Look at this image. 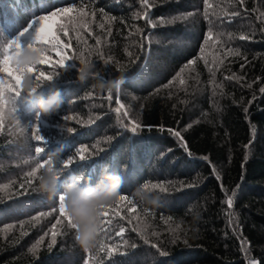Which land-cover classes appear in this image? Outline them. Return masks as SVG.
Here are the masks:
<instances>
[{
	"label": "trees",
	"instance_id": "16d2710c",
	"mask_svg": "<svg viewBox=\"0 0 264 264\" xmlns=\"http://www.w3.org/2000/svg\"><path fill=\"white\" fill-rule=\"evenodd\" d=\"M40 2L0 0V42L17 38L40 14ZM50 3L83 7L86 15L52 19V32L67 47L34 45L50 62L31 75L39 69L53 76L51 83L36 81L35 95L59 89L56 114L37 122L35 99L4 94L0 264H264V0ZM31 33L19 36L22 47ZM86 67L100 75L80 80ZM101 77L125 82L119 92L102 91ZM36 123L47 140L41 158L58 148L64 160L73 158L67 169L58 164L59 192L76 177L94 186L105 170L122 177L88 250L60 214L58 196L38 191L42 168L29 129ZM146 183L165 186L155 189L161 206L134 199Z\"/></svg>",
	"mask_w": 264,
	"mask_h": 264
},
{
	"label": "clouds",
	"instance_id": "9594fccd",
	"mask_svg": "<svg viewBox=\"0 0 264 264\" xmlns=\"http://www.w3.org/2000/svg\"><path fill=\"white\" fill-rule=\"evenodd\" d=\"M6 45L0 46L3 50ZM44 50L39 47H23L18 50L12 58V65L21 75L17 78V86L20 93L25 94L27 100L37 101V113L39 117H51L58 112L63 104V99L59 89L51 90L47 98L43 93L36 96L33 89H40L41 84L31 75L28 69L42 62ZM89 76H99L98 72H93L86 67L80 70L79 79L84 80ZM53 80L46 81L51 83ZM123 78L99 79L96 87L102 91H119L124 84ZM63 149L58 148L47 155V164L38 173L37 187L41 194L49 198L61 195L63 197V207L75 226V239L77 243L85 250L93 247L97 242L99 235L101 217L103 210L110 206L120 194L123 184L122 177L117 173L107 172L102 174L100 181L96 185L82 186L80 177H76L63 192L58 191V180L62 174V165L64 158ZM133 197L139 203L146 207L161 206V194L155 189H145L144 185L137 187Z\"/></svg>",
	"mask_w": 264,
	"mask_h": 264
},
{
	"label": "snow or ice",
	"instance_id": "6c2138e0",
	"mask_svg": "<svg viewBox=\"0 0 264 264\" xmlns=\"http://www.w3.org/2000/svg\"><path fill=\"white\" fill-rule=\"evenodd\" d=\"M88 2L90 3V0H88ZM144 2L146 3L147 0H144ZM204 3L207 5L208 0H204ZM37 11L40 14L34 16L33 19L29 22L28 27L23 32H20V34H19V36H23L25 34V32H30V31L34 32V36L32 37V42L28 45V47H35L34 45L37 43L47 44L50 41L57 48L67 47L66 44L62 43L59 35L55 32H52L51 29H49L48 32L45 33V28H44L45 22L51 21L52 19L58 18L62 15L67 16L69 14L77 13V12L80 15H86L83 7L75 8L73 6H56V5H53L52 3H50V0H49V2H45V0H41ZM237 14L238 13H232L231 15H237ZM161 19H163V18H161ZM65 35H67L66 32H65ZM19 36L15 39H11V40H8L6 42H0V46L6 45V47H3V50H2L3 55H2V58H0V72L5 73L6 76L8 78H10V81H14V86H13V84L9 81V79H6L5 77L0 76V110H2L4 103H5V100H4L5 92L12 94V96L9 97V101H13L14 97H19L21 95L19 88L17 86V78L21 74L15 70V68L13 67V65L11 63L12 58L17 54V51L23 49V47L19 43ZM240 38L246 39L247 37L241 36ZM232 51H233L232 49H228V52L231 53ZM235 55H240V53L236 52ZM66 59H67L66 56H61L60 60L58 61L60 67L66 66L65 65ZM45 62H50V61L48 60V57L43 56L41 63H45ZM67 67H69V68L74 67V65H68ZM242 67H243V65H242ZM27 71H29L30 73H33L34 67L28 69ZM36 71L38 72V75L34 76L36 81L44 82V81H50L53 79V76L51 74H45V72L43 70L37 69ZM99 75H100V73H99ZM225 78L231 79V77H225ZM101 79H103V77H101ZM249 87H251V85H249ZM37 90L38 89H33V92H36ZM259 91L261 94H264V87H261L259 89ZM117 92H119V91H117ZM13 111L14 112L17 111L14 104H13ZM39 119H40L39 116L36 115L37 122L39 121ZM68 119H69V117H67V116L64 117L65 121H67ZM137 127H138V125L134 124L132 127V131L135 132ZM2 129H3V123H2V117H0V130H2ZM29 129H31V132H32V139H34L37 142V145L35 146V153L37 154L35 159L38 161V167L44 168L47 164V161L44 160L43 158H41L40 153L43 151V147L41 145L46 144L47 140L40 134V129H39V126L37 123L33 124ZM67 132L71 133V132H73V129L71 127H68ZM173 134L177 135V136L180 135L179 132H175ZM82 151H83V149H81V152ZM79 158L81 160H83L84 156L81 155ZM72 159H73L72 157H69L67 160H64L62 163V168L63 169L69 168L70 164L72 162ZM40 161H43V162H40ZM28 175L31 176V175H33V173L29 172ZM144 187H145V189H157V188H159L160 192L165 191V186L163 184H147L146 183L144 185ZM120 199L121 200H127V198L125 196H121ZM58 200L60 201L59 211H60V214L63 216L65 214V210L63 207V197L61 195H58ZM127 202L129 204L132 203L131 200H128ZM227 203H228L229 207H232L233 206V199L231 197H229ZM41 215H43V213H41ZM104 215H105V213L103 211L102 217ZM67 219H68L71 227L75 229V226L72 224L70 217H67ZM57 223L59 224L60 221H57ZM102 223H104V221L101 220V224ZM123 231H124V229L122 228L121 233ZM118 235H119V233H118ZM37 243H39V241ZM125 243H127V242L125 241ZM132 247H136V245H132ZM152 247L155 248L156 245L153 244ZM107 251H108L109 257H111L114 249L112 247H109ZM160 255L163 256V255H166V253L161 252ZM249 264H259V262L253 260V261H250Z\"/></svg>",
	"mask_w": 264,
	"mask_h": 264
},
{
	"label": "rangeland",
	"instance_id": "374dc122",
	"mask_svg": "<svg viewBox=\"0 0 264 264\" xmlns=\"http://www.w3.org/2000/svg\"><path fill=\"white\" fill-rule=\"evenodd\" d=\"M52 25H53V20L45 22V24H44L45 33H47L49 29H51V31L53 30ZM33 36H34V32L27 35L28 38H32Z\"/></svg>",
	"mask_w": 264,
	"mask_h": 264
}]
</instances>
